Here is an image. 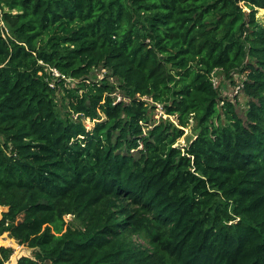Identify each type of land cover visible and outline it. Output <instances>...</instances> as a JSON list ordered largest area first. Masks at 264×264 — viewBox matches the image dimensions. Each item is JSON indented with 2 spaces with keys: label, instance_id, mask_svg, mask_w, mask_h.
Listing matches in <instances>:
<instances>
[{
  "label": "trees",
  "instance_id": "1",
  "mask_svg": "<svg viewBox=\"0 0 264 264\" xmlns=\"http://www.w3.org/2000/svg\"><path fill=\"white\" fill-rule=\"evenodd\" d=\"M261 8L0 0V264H264Z\"/></svg>",
  "mask_w": 264,
  "mask_h": 264
},
{
  "label": "rangeland",
  "instance_id": "2",
  "mask_svg": "<svg viewBox=\"0 0 264 264\" xmlns=\"http://www.w3.org/2000/svg\"><path fill=\"white\" fill-rule=\"evenodd\" d=\"M257 17H259L260 20L264 23V9L263 8L258 10ZM103 73H104V70H100V71L97 70L95 72V74H98V75H102ZM73 83L74 82H71L69 85H73ZM225 83L227 85V82ZM228 87L230 86L228 85L225 86V88H228ZM225 90L227 91V89ZM117 95H118V98H120L121 93L118 91ZM59 96H63V92H60ZM60 100H61V97H60ZM247 106H248V98L245 95H240L236 101V107H237L238 112L243 115ZM157 107H158L157 109L151 112V118H150L151 122H157L161 117L165 119L167 118V115L165 114L164 110L159 106ZM87 124L88 126H90L91 122L87 121ZM197 132H198V128L196 127V123L195 121L192 120L190 124L187 127H185L184 135L178 139L176 144L180 146L186 145L188 142H190L195 137V134ZM2 211L3 209L1 210V212ZM67 219H69V217H67ZM75 225L78 226V222L77 223L75 222ZM0 240H2V243H0V245L4 244V245L11 246L14 248V252L17 250V248L22 247L23 252L21 251L22 253L20 255L22 254L30 255L31 254L32 250L29 247H27L26 245H20L16 240L10 238L8 234L1 235Z\"/></svg>",
  "mask_w": 264,
  "mask_h": 264
},
{
  "label": "built area",
  "instance_id": "3",
  "mask_svg": "<svg viewBox=\"0 0 264 264\" xmlns=\"http://www.w3.org/2000/svg\"><path fill=\"white\" fill-rule=\"evenodd\" d=\"M52 74L56 77H59L62 75L55 68H52ZM212 82H213L215 87H219V89L223 92L224 95L234 96V95L239 93L240 88H241V85L233 86L228 80L222 81V78L220 76L216 75L215 73H213V75H212ZM225 82H227V85L230 87L225 88V86H227ZM51 85H54V83H51ZM225 89H227V91ZM158 106L162 108V106L160 104H158Z\"/></svg>",
  "mask_w": 264,
  "mask_h": 264
},
{
  "label": "bare ground",
  "instance_id": "4",
  "mask_svg": "<svg viewBox=\"0 0 264 264\" xmlns=\"http://www.w3.org/2000/svg\"><path fill=\"white\" fill-rule=\"evenodd\" d=\"M19 250H20V247L17 248V250H16L11 256H13V255H14L15 253H17Z\"/></svg>",
  "mask_w": 264,
  "mask_h": 264
}]
</instances>
